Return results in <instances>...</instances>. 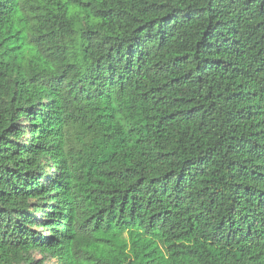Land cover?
<instances>
[{
  "label": "trees",
  "instance_id": "1",
  "mask_svg": "<svg viewBox=\"0 0 264 264\" xmlns=\"http://www.w3.org/2000/svg\"><path fill=\"white\" fill-rule=\"evenodd\" d=\"M0 264H264V0H0Z\"/></svg>",
  "mask_w": 264,
  "mask_h": 264
}]
</instances>
